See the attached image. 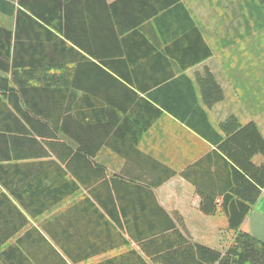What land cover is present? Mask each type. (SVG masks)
<instances>
[{
	"label": "crops",
	"instance_id": "1",
	"mask_svg": "<svg viewBox=\"0 0 264 264\" xmlns=\"http://www.w3.org/2000/svg\"><path fill=\"white\" fill-rule=\"evenodd\" d=\"M177 1L55 0L62 11L49 30L67 43L74 58L70 67L80 69L79 83L86 90L78 89V97L100 101L86 111L101 109L104 116L117 113L121 119L116 143L104 138L91 142L102 147L94 160L109 176L123 179L140 177L146 171L141 165L149 164L151 174L152 163L175 170L178 174L155 188V195L167 212L181 214L194 241L208 245L218 236L214 223H208L214 216L201 212V199L181 172L217 150L209 140V125L220 132V124L232 115L242 125L254 121L264 137V0ZM4 17L8 25L0 26L14 31L15 18ZM255 66L261 68L258 74ZM206 70L224 91V99L212 107L204 101L199 80ZM263 161L262 156L254 159L257 165ZM25 162L0 159V264H101L112 259L123 264L121 254L138 250L130 243L78 262L77 239L50 236L45 227L67 211L87 216L81 203L90 198L89 190L80 186L61 204L37 214L44 207L39 190L35 200L25 188L8 183L26 177L10 167ZM242 228L264 242V190ZM99 240L103 242H92Z\"/></svg>",
	"mask_w": 264,
	"mask_h": 264
},
{
	"label": "trees",
	"instance_id": "2",
	"mask_svg": "<svg viewBox=\"0 0 264 264\" xmlns=\"http://www.w3.org/2000/svg\"><path fill=\"white\" fill-rule=\"evenodd\" d=\"M61 6L55 0H19L17 5L0 0V13L16 21L14 31L0 26V159L28 161L10 165L26 177L9 185L25 188L35 200L39 190L44 207L37 214L61 204L80 186L89 190L103 211L87 197L81 203L87 216L67 211L58 217L61 226L53 221L45 227L50 236L77 239L78 262L133 243L138 250L121 254L123 264L134 259L135 264H264V242L242 228L264 190V161L254 162L257 156L264 158L257 124L242 125L232 115L220 124V132L209 125V140L217 150L181 172L195 187L201 212H223L235 234L225 250L194 241L182 217L167 212L154 192L178 174L175 170L152 163L151 174L149 164L141 165L146 171L140 177L123 179L109 176L94 160L102 147L91 142L104 138L116 143L121 119L117 113L104 116L101 109L87 112L100 101L78 97V89L86 90L79 83L80 69L70 67L67 43L49 30L56 27L53 19ZM199 80L208 107L224 99L209 70ZM202 116L207 121L204 112ZM97 238L103 242H92ZM62 246L70 252L68 244Z\"/></svg>",
	"mask_w": 264,
	"mask_h": 264
},
{
	"label": "rangeland",
	"instance_id": "3",
	"mask_svg": "<svg viewBox=\"0 0 264 264\" xmlns=\"http://www.w3.org/2000/svg\"><path fill=\"white\" fill-rule=\"evenodd\" d=\"M3 18L5 19L6 17L0 14V24L7 26L8 21L7 20L4 21ZM241 55L242 53H238V58H237L238 70H240V64H241L240 61L242 60ZM257 61L259 60L255 58L254 60L255 64L257 63ZM260 71H261V68L255 66L254 72L258 74ZM177 214L181 216L180 213H177ZM208 223H214L213 225H215L216 227L215 229L217 231L218 236H215V238H212L211 240H209L207 244L219 250H225L227 246L230 244V242L232 241V239L234 238L235 234L233 231L230 230L228 226L227 218L225 217L224 213L219 211L217 214L214 215L213 219L211 218V220L208 221Z\"/></svg>",
	"mask_w": 264,
	"mask_h": 264
}]
</instances>
